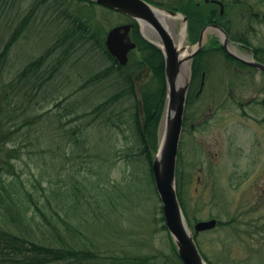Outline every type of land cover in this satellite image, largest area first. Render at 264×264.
Instances as JSON below:
<instances>
[{
    "label": "rangeland",
    "instance_id": "rangeland-1",
    "mask_svg": "<svg viewBox=\"0 0 264 264\" xmlns=\"http://www.w3.org/2000/svg\"><path fill=\"white\" fill-rule=\"evenodd\" d=\"M37 2L0 0V52L27 18L7 57L0 61V131L10 136L1 138L0 146L18 150L19 158L11 161L27 189L34 192L33 185L39 181L47 193L52 192L56 210L64 203L74 204L69 215L102 252L129 258L154 256V264H175L168 234L162 230L161 204L148 164L135 146L132 117L136 100L124 95L100 117L92 113L118 93L122 83L116 74L96 78L112 64L100 49L81 40L69 46L71 38L63 37L68 23L62 24V11L71 21L88 22L105 35L125 22V16L84 2H60L61 7H51L54 0ZM260 10L264 15V5ZM240 11L229 9L221 22L230 29L233 44L229 48L251 58V52L231 36L242 34L252 45L264 48V21H252V31ZM213 37L221 40L211 29L204 44ZM49 50L53 51L41 71L48 75L56 68L52 78L41 87H37L40 80L36 84L20 81L17 75L22 69ZM227 63L220 55L216 118L205 133L198 134L201 140L185 139L181 145L184 169L190 177L183 194L187 218L192 225L212 218L222 224L198 234L200 250L212 263L264 264V108L248 105L252 98L264 97V76L247 83L239 73L226 71ZM136 72L135 79L143 77L142 71ZM213 83L215 79L208 82L210 92ZM230 86L234 91L229 98ZM206 105L205 97L196 108L205 111ZM36 193L40 196L41 190ZM58 211L63 216L64 211ZM94 211L101 215L99 220Z\"/></svg>",
    "mask_w": 264,
    "mask_h": 264
},
{
    "label": "trees",
    "instance_id": "trees-1",
    "mask_svg": "<svg viewBox=\"0 0 264 264\" xmlns=\"http://www.w3.org/2000/svg\"><path fill=\"white\" fill-rule=\"evenodd\" d=\"M44 1L45 0H39L37 5L44 3ZM54 1L57 2L51 4V7H61L60 5L62 4L59 3H67L68 0ZM220 2H222L225 7V11L221 16L218 15L219 13H215V8L212 5L206 6L200 4L197 6V3L193 0H187L181 4L182 6L179 5L180 7L178 9L187 16L190 30H193V34L191 35L193 41L198 38L200 27L212 22V19L230 34V29L228 30L226 25L221 22L223 17H227V11L229 9H240L241 14L247 16L248 25L252 31V21H264V15L262 14L263 10H260L261 6L264 5V0H254L253 2H250V0H220ZM88 4L92 5L91 3ZM61 13L63 20L62 24L65 22L68 23L67 28L63 31V37L66 36L71 38L69 46H73L76 40H81L82 43L89 42L92 48L100 49L106 58L112 62V64L106 67L102 74L96 76V78H104L116 74L115 78L122 83L121 90L118 93L92 109V113H95L96 116L100 117L106 108L124 95H131L135 98L136 96L133 89L134 84L132 81L133 69H142L144 66L150 69L152 86L151 83L149 86V79L146 82L144 90L140 93L144 117L142 120L140 119L138 115V106L136 104L132 118L134 121L133 137L135 146L138 149V156L147 162L151 184L154 187L152 159L153 154L157 152L158 148L157 130L166 95L164 61L161 52L144 41L139 36L136 28L134 36L138 51L143 54L141 61H138L139 59L136 60L139 57L136 56L130 59L129 63L132 64L131 67L119 66L117 61L111 57L105 48L104 33L101 29H92L88 22H82L81 20L74 19L71 21L69 17H66L67 13L65 11ZM26 21L27 18L11 35L8 42L5 43L0 52V61L5 60L7 57L11 45L18 35H20L22 29L26 25ZM237 35V37L231 36L232 39L251 48L254 57L264 62V48L253 46L250 42V38L242 34ZM61 42L60 40L58 43ZM52 51L53 50L47 51L44 56H41L25 66L17 75L18 79L20 81L25 79L27 83L34 84L40 80L37 87H41L42 83L48 82L52 78L56 68H52V70L48 72V75L47 71L42 72L41 69ZM220 53L225 54L221 46ZM3 137L10 139L9 133L0 131V140ZM17 158H19L18 150L12 148L5 150L0 146V264H154V256L129 258L125 256L119 257L113 253L107 254L102 252L100 250L101 248L98 247L90 237L87 238L85 234L80 231L81 229L74 223L73 216L69 215V211L72 209L71 206L74 204L65 205L64 203L58 208V210L62 209V211H64L63 216H61L59 211L51 204L52 192L47 193L39 181H36V185H33L34 192L25 187L23 180L20 179V174L16 172L15 165L11 161V159ZM181 167V155L179 154L176 170L177 195L181 208L187 218V208L183 196L187 180L184 181ZM36 189L41 190L40 196H37ZM54 196L56 198L60 197L57 193H55ZM93 215L100 216L96 217L98 220L101 218V215H97L95 211ZM160 220L162 223V230L167 232L163 223V218L161 217ZM188 223L191 225L189 220ZM197 237L198 234H194V238L199 247ZM169 241L173 252L172 259H176L175 264H181L170 237ZM204 258L209 264H214L209 261L207 257L204 256Z\"/></svg>",
    "mask_w": 264,
    "mask_h": 264
},
{
    "label": "water",
    "instance_id": "water-1",
    "mask_svg": "<svg viewBox=\"0 0 264 264\" xmlns=\"http://www.w3.org/2000/svg\"><path fill=\"white\" fill-rule=\"evenodd\" d=\"M92 2L99 6L113 10L134 20L142 30V37L151 45L159 49L164 59V78L166 84V97L163 113L158 127V148L153 155L152 175L156 194L160 200L162 217L167 232L174 244L177 256L182 264H208L201 255L193 232L212 230L216 226V220L199 221L190 229L181 209L176 191V163L182 130L183 112L187 89L190 81V70L185 72L184 63L180 60L179 49L172 39L174 25L161 22L155 11H163L171 16H180L186 22V18L175 11L155 7L144 0H77ZM206 3L211 1H205ZM211 3H217L212 1ZM131 26H120L112 29L106 38V47L109 53L116 58L120 65L127 62V53L135 48V44L129 38L127 32ZM214 29L220 33L221 43L227 54L235 59L237 55L228 49V36L218 25H213L204 30ZM122 31V32H121ZM147 33H152L153 39H149ZM203 34L198 46L189 56V60L200 50ZM158 41L160 45L154 42ZM244 63L264 72V64L254 60H242ZM138 97V110L143 116V107Z\"/></svg>",
    "mask_w": 264,
    "mask_h": 264
},
{
    "label": "flooded vegetation",
    "instance_id": "flooded-vegetation-1",
    "mask_svg": "<svg viewBox=\"0 0 264 264\" xmlns=\"http://www.w3.org/2000/svg\"><path fill=\"white\" fill-rule=\"evenodd\" d=\"M144 1L148 2L149 4L159 5L162 7L169 6L171 8H169V7H167V8L174 10V11H178V12H180V10L178 8L182 5L177 4V3L183 2V0H176L175 3L170 5V4H168V2L163 3V2L156 1V0H144ZM197 6H199V5H197ZM214 11H215V13H220L218 8L214 9ZM185 17L187 19V22L185 24H183L182 22L180 23L179 22L180 20H176L173 22V24H175L174 28H173V30H174V36L173 37L174 38H175V35L179 34V31L182 28V25L184 26L185 40L182 44V47L179 48L176 45V43H175V46L179 49L180 56L183 52L187 53V56L184 59V60H187V62L184 63V65H186V66L183 69L185 70L186 73H188V71L190 70V81H189V86H188L187 94H186V101H185V108H184L183 122H182L181 141H180V152H179V154L181 155V163H182L181 171L183 172L184 181H186L188 179L190 180V177H189V174L184 169V160H183V154L181 151V145L185 139H189V140H193V141L201 140V136H198V134L205 133L208 130V128L211 125L210 122L214 121V119L216 118V113L220 109V103H219L220 84L218 83L219 75H218V68H217L219 56L224 55L225 59L228 62L225 65L226 71L230 72L231 70H233L234 73L235 72L239 73V75L244 77V79H245L244 81L247 83H249V81L255 79V77L257 75H259L260 80H262V77L264 76V72L259 71L258 69L254 68V67H252V66H250V65H248L242 61V60H247V59L250 60L253 58L256 61L261 62L258 59H256L254 57V55H252L251 58H246L245 56L237 55V57L239 59H235L232 56L227 54L223 45L221 44V42L216 37H213L212 41L210 43H206V44H204V39H203V42L200 45V50L193 57L192 60H189L188 59L189 56L195 50L196 46H198V42H199L200 37L202 36V34L204 35V30L206 28H208L209 26L219 25V24L214 22V20L212 19V22L201 26L199 29L198 38L195 41H193L191 39V35L193 34V30H190L188 18H187V16H185ZM125 19H126L125 22H123V23H121L115 27L131 26L127 32L126 39H124V42L127 40V38H129L131 40V42H133L135 44V46H136L135 49L130 51V52L131 53H134V51L138 52V56H139L138 61H141L143 54L138 51L137 43L135 41V36H134L135 33L134 32H135V29L137 28V32H138L139 36L141 38H143L142 34H141L142 30L140 29V27L138 26V24L134 20H131L127 17H125ZM107 34L104 35V44H105V41L107 38ZM147 35L149 36V39H151V40L153 39L152 33H147ZM231 43H233V42L230 41L229 45H231ZM236 43H239L240 46L245 48L247 51L251 52V48H248L247 46H245L244 44H242L240 42H236ZM220 46L223 48L225 54L220 53ZM130 52L127 53V62L125 65L129 64L128 62H130V57H131ZM251 54H252V52H251ZM180 56H179L180 60H183V59H181ZM112 58L114 60H116L115 57H112ZM187 69H189V70H187ZM139 70L142 71L144 73V75H143V77H139V78L135 79V76H136L135 74L137 73L136 71H139ZM133 71H134V73L132 74V81L134 84V88H133L134 92L143 91L144 87L146 86V82L151 77V71L146 66H144L142 69H133ZM210 79H212L213 81L215 79V83H213V85L211 87V92H210V85L208 84ZM148 83H149V86H150V83L152 86L151 79H150V82L148 81ZM233 86H235V84H233ZM233 86L228 87L229 98L233 96L232 95L233 91H234ZM226 87H227V85L223 86L222 88H226ZM205 97H206V102H207V105H206L207 109L205 111L204 110L201 111V109L200 108L197 109L196 106L198 103H200V101H203V99ZM210 97H211V102L208 101ZM234 100H235V98H234ZM228 102H230V100ZM254 104L264 108V97L261 98L259 101H254V98H252L248 102V105H250V106L254 105ZM221 106L223 107L224 105H221ZM200 114H201V116L203 115L202 118L195 120L197 118L196 116H198ZM190 167H189L188 172H190ZM197 182H199V178H197Z\"/></svg>",
    "mask_w": 264,
    "mask_h": 264
},
{
    "label": "bare ground",
    "instance_id": "bare-ground-1",
    "mask_svg": "<svg viewBox=\"0 0 264 264\" xmlns=\"http://www.w3.org/2000/svg\"><path fill=\"white\" fill-rule=\"evenodd\" d=\"M155 14L159 17V19L161 20L162 23H164L165 25L168 24V22H173L176 20H181V18L179 16H171L163 11H155ZM173 40L175 41L176 45L180 48L182 47V44L185 40V29L184 26L182 25V28L179 31L178 35H175V38L173 37ZM155 43H157L158 45H160V43H158L157 41H154ZM187 56L186 52H183L181 54V59H185ZM182 60V61H183ZM186 65H184L185 67ZM157 195V194H156Z\"/></svg>",
    "mask_w": 264,
    "mask_h": 264
}]
</instances>
